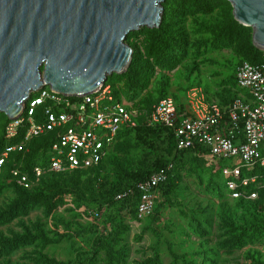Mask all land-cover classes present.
I'll list each match as a JSON object with an SVG mask.
<instances>
[{
    "label": "rangeland",
    "instance_id": "rangeland-1",
    "mask_svg": "<svg viewBox=\"0 0 264 264\" xmlns=\"http://www.w3.org/2000/svg\"><path fill=\"white\" fill-rule=\"evenodd\" d=\"M160 28L162 35L147 27L129 33L134 73L107 80L141 122L160 98L184 101L196 85L225 105L239 95L236 67L261 49L229 0H166ZM6 117L0 111V135ZM153 142L128 131L97 168L48 176L31 198L0 178V264H264V172L259 199H238L222 162L180 153L176 183L153 215L139 219L109 203L120 175L169 156Z\"/></svg>",
    "mask_w": 264,
    "mask_h": 264
},
{
    "label": "built area",
    "instance_id": "built-area-1",
    "mask_svg": "<svg viewBox=\"0 0 264 264\" xmlns=\"http://www.w3.org/2000/svg\"><path fill=\"white\" fill-rule=\"evenodd\" d=\"M236 80L239 95L226 105L196 85L188 90L184 101L171 95L160 99L144 116V123L172 129L178 149L199 148L200 154L222 160L232 197L256 199L263 184L261 175L253 171L264 169V51L259 62L238 64ZM138 124L132 105L116 96L107 82L100 90L81 97L42 87L31 93L21 114L6 126L8 143L0 153V174L12 153L29 150L34 138L50 132L55 140L45 163L34 166V179L19 168L11 169L19 185L32 188L46 172L97 166L112 151L120 132ZM172 169L171 163L137 184L139 219L154 213L159 187ZM132 191L118 195V199Z\"/></svg>",
    "mask_w": 264,
    "mask_h": 264
},
{
    "label": "water",
    "instance_id": "water-1",
    "mask_svg": "<svg viewBox=\"0 0 264 264\" xmlns=\"http://www.w3.org/2000/svg\"><path fill=\"white\" fill-rule=\"evenodd\" d=\"M264 51V0H229ZM166 0H0V111L18 117L42 87L81 97L133 57L126 42L142 27L159 28Z\"/></svg>",
    "mask_w": 264,
    "mask_h": 264
},
{
    "label": "trees",
    "instance_id": "trees-1",
    "mask_svg": "<svg viewBox=\"0 0 264 264\" xmlns=\"http://www.w3.org/2000/svg\"><path fill=\"white\" fill-rule=\"evenodd\" d=\"M201 7L202 8H200V9H206L208 6L206 4H201ZM240 27H242V26L240 25ZM154 29H156L155 30L156 32H160L161 35L163 34L162 28L159 27V28H154ZM262 54H263V51L260 50V54L256 59L248 60V61L259 62L262 58ZM134 66H135V63L133 60L131 66L128 68V70L126 72L128 75H131L132 73H134V70H133ZM235 80H236V71H235ZM107 83H108V81H107ZM236 85H237V80H236ZM114 93L116 96H119L115 92V90H114ZM163 97H165V96H163ZM162 98H160V99H162ZM9 121H10V119L8 117H6V122L4 124L2 133L0 135V153L4 150L5 146L8 143V140L5 137V129H6V126H7ZM132 130H135L137 132L141 142H143L145 144V146H151L153 148L155 145L153 141L155 139L160 140V147L164 146L165 152L169 155L168 157L160 158L158 161H154V167L149 169V170H146L144 168H139L136 171H133L131 173H126V174L120 175L118 182L115 183L112 186V188L109 190V196H110L109 203L110 202L122 203L123 205H125L129 209V211L133 214V216L138 218L137 212H138V204L140 202V192L135 189L137 184L139 182L144 181L147 178H149L154 172H156L162 168H165L169 164L172 163L173 169L171 170L168 179L164 183H162L159 187V191H160L159 198H160L161 194L170 193L172 186L176 183V180H177V173L175 171V159H176L177 155L180 153H182V154L199 153V148L178 149L177 143H176V138H175V135H174V132L172 129H170L169 127H167L165 125H161V124L152 125V126L147 125L146 123H144V121L141 122L140 120H139V124L137 126L125 127L120 132L117 141L121 138V136L123 134H125L128 131H132ZM18 140L19 139H15L14 141H18ZM54 140H55V135L53 132H50L48 134L34 138L31 141V143L29 144V150H24V151L12 153L10 158L8 159V162L6 163V165L3 169V172L0 174V178L12 179V182L14 183L16 189L19 192H21V196L23 198L24 197H28V198L33 197L34 194H29V193H30V191H32L36 188L35 184L37 181L35 182V184L33 185L32 188H25L16 182V180L12 177V174L10 173V171L12 168H19L21 171L28 173L30 175L31 179H34V175H33L34 166L38 163H45L46 155H47V153L50 149V146ZM110 153L108 154V156L110 155ZM106 158L100 164H102L106 160ZM220 162L223 163L222 160H220ZM99 165L90 167L88 169L97 168ZM80 170H86V169H73V170H67L65 172H46L38 181H40L42 184L48 176H52V175L59 176V175H64V174L80 171ZM260 172H264V169L257 168L253 171V173H260ZM44 184H45V182H44ZM226 188H227V185H226ZM250 188L253 189L254 186L251 185ZM128 190H133V191L130 194H128L127 196H125L121 199H118V195H120V194H122ZM262 190H263V187L259 188V197H260V192ZM259 197L256 199H259ZM159 198H158L157 206H156L154 213L156 212V210L158 208ZM242 198L243 197H240L238 199H242ZM97 214L99 215L100 212L97 211ZM153 214H151V215H153Z\"/></svg>",
    "mask_w": 264,
    "mask_h": 264
}]
</instances>
